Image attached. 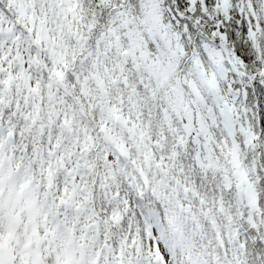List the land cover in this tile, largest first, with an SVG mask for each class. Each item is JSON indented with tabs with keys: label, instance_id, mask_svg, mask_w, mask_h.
Returning a JSON list of instances; mask_svg holds the SVG:
<instances>
[{
	"label": "snow or ice",
	"instance_id": "1",
	"mask_svg": "<svg viewBox=\"0 0 264 264\" xmlns=\"http://www.w3.org/2000/svg\"><path fill=\"white\" fill-rule=\"evenodd\" d=\"M0 264H264V0H0Z\"/></svg>",
	"mask_w": 264,
	"mask_h": 264
}]
</instances>
